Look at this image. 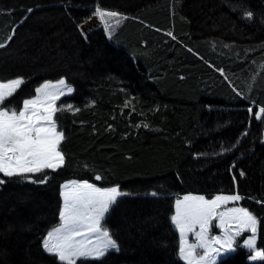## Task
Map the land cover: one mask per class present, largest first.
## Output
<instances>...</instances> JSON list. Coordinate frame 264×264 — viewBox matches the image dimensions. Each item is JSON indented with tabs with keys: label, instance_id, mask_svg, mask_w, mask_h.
I'll use <instances>...</instances> for the list:
<instances>
[{
	"label": "trees",
	"instance_id": "16d2710c",
	"mask_svg": "<svg viewBox=\"0 0 264 264\" xmlns=\"http://www.w3.org/2000/svg\"><path fill=\"white\" fill-rule=\"evenodd\" d=\"M58 5L118 13L111 43L140 75L118 73L79 34L48 40L46 8ZM0 44V82L24 80L5 105L65 78L75 92L57 107L80 109L56 114L65 165L47 183L0 174V264H59L42 241L76 179L127 193L107 217L119 251L86 264H183L171 216L186 194L238 193L264 250V0H0ZM249 259L240 248L223 264H264Z\"/></svg>",
	"mask_w": 264,
	"mask_h": 264
},
{
	"label": "snow or ice",
	"instance_id": "6c2138e0",
	"mask_svg": "<svg viewBox=\"0 0 264 264\" xmlns=\"http://www.w3.org/2000/svg\"><path fill=\"white\" fill-rule=\"evenodd\" d=\"M97 14L102 22L106 17L118 16L116 12L100 9ZM252 16V12L247 13L249 19ZM0 47L4 45L0 44ZM23 83V78L19 77L0 82V174L31 183H47L46 170L56 172L65 165V153L61 149L65 134L63 130H57L56 114L63 111L75 114L80 109L71 104L57 107L56 102L61 96L73 92L64 80L56 85L45 83L36 88L35 95L23 99L19 109L5 105ZM256 118L260 119V116ZM34 175H42V178L31 179ZM95 179L101 180L102 177L96 175ZM4 182L0 179V184ZM63 187V207L59 213L61 224L47 233L42 241L44 251L56 257L59 264H77L78 261L86 264L87 261L103 259L109 251H119L117 241L102 221L118 198L127 193L116 186L101 188L88 182H73ZM241 199L237 193L217 195L213 199L186 195L176 201L171 223L179 232L178 252L184 264H217L221 253L235 251L237 238L244 233H250L241 242L249 250L250 259L264 261V250H257L258 217L241 206L220 210L222 206L236 204ZM213 221L217 222L215 227L222 235L212 234ZM189 234L194 236L195 242H189Z\"/></svg>",
	"mask_w": 264,
	"mask_h": 264
},
{
	"label": "rangeland",
	"instance_id": "374dc122",
	"mask_svg": "<svg viewBox=\"0 0 264 264\" xmlns=\"http://www.w3.org/2000/svg\"><path fill=\"white\" fill-rule=\"evenodd\" d=\"M46 9L49 11V14L51 15V18L53 21V26L49 30H47V32H46V38L48 40H50V41H53V40L64 41L69 36H72L74 34H79L80 37L85 42V44L88 45L89 50L93 54H95L97 57H99L101 60H104V61L110 63L116 69V71L118 73H121V74L130 73V74L136 75V76L140 75V72L136 66V62L134 61V59L127 52L119 49L118 47L114 46L111 43V37L113 36V34L116 32V30L119 28V26L123 22V18L121 16L118 15L117 17H106L105 21L102 22L98 16V14H97V9H83V8L65 7L62 5H58V6L50 7V8H46ZM36 10H38V9L35 8L32 12H34ZM29 13L30 12H28L27 15L25 16V18L22 20L23 22H25L27 20V18H29L31 16V15L28 16ZM68 73H71L73 75L72 71L68 72ZM54 77H57V75ZM60 80H64L66 82V84L68 82L65 78H56L53 80L43 82L40 86H42L45 83H50L52 85H56V84H58V82ZM69 86H71V85H69ZM22 87H23V85L19 88V90ZM18 91L15 94H17ZM26 93L28 94L29 92H27V90L25 89L23 94L27 95ZM63 96H65V95H63ZM63 96H61L59 100H61V98H63ZM59 100H57L56 103H58ZM253 107H255V105H253ZM256 111H257V116H260V119H261V117L264 118V113H261L260 108L259 109L257 108ZM57 130L59 131V129H57ZM46 172H51V171L46 170ZM51 173H54V172H51ZM35 176H38V175H34V177ZM32 177L33 176H31V179H32ZM76 180L77 181L66 182L61 186L60 207H58L59 209L55 213L56 214L55 220H57V222L54 223V226L51 228L50 231L59 227L61 224L59 213L63 207V194L65 191L63 186L65 184L71 185V184H73V182H75V183L88 182V181H83V180H78V179H76ZM95 186H97V185H95ZM97 187H99V186H97ZM186 195H198V194H186ZM186 195H183L178 199H182ZM219 195H227V194H219ZM123 196H125V195H123ZM123 196L118 198L116 204L120 200L124 199ZM205 198L209 199L207 197H205ZM213 198H211V199H213ZM177 200L174 198L175 204H176ZM239 203H240V201L236 202V204L229 203L228 205L222 206V208L220 210H224V208H226V207L240 206ZM116 204H114V205H116ZM113 206L110 208L109 212L105 214V218L102 221V224L106 229H107L106 225H107V223H109V221H107V217H108V214L110 213L111 209L113 208ZM174 214H175V210H174ZM216 223H217L216 221H213L214 226L212 227V230H211L212 234L222 235L220 229L215 227ZM173 227H174V225H173ZM176 231L179 235L178 230H176ZM46 235H45V237H46ZM249 235H250V233H244L242 236L238 237L237 238V246H236L235 251L228 252L226 254L221 253L220 257L217 260V264H221V263L223 264L224 261H226L228 259L230 260L232 257H234V255H236L239 252L240 248L246 249L245 247H243L241 245V242L245 239V237H247ZM189 242L190 243L195 242V238L191 234H189ZM179 243H180V237H179ZM246 250L249 252L248 249H246ZM109 252H112V251H109ZM115 252H117V251H115ZM223 259H224V261H223ZM249 261L251 263L262 262L259 260L253 261L251 259H249ZM183 262L184 261L182 260V263Z\"/></svg>",
	"mask_w": 264,
	"mask_h": 264
},
{
	"label": "water",
	"instance_id": "95a60500",
	"mask_svg": "<svg viewBox=\"0 0 264 264\" xmlns=\"http://www.w3.org/2000/svg\"><path fill=\"white\" fill-rule=\"evenodd\" d=\"M29 12H30V13L28 14V16H30V15L33 13L32 10L29 11ZM26 15H27V14H26ZM28 16H27V17H28ZM22 23H24V22L22 21ZM22 23H21V24H22ZM21 24H20V25H21ZM13 35H14V34H13ZM13 35H12L11 38L9 39L8 43H9L10 40L12 39ZM8 43H7V44H8ZM5 46H6V45H4V47H5ZM4 47H1V48H4Z\"/></svg>",
	"mask_w": 264,
	"mask_h": 264
}]
</instances>
